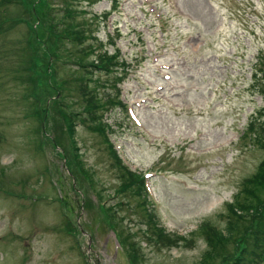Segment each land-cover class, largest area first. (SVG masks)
Wrapping results in <instances>:
<instances>
[{"label": "rangeland", "instance_id": "374dc122", "mask_svg": "<svg viewBox=\"0 0 264 264\" xmlns=\"http://www.w3.org/2000/svg\"><path fill=\"white\" fill-rule=\"evenodd\" d=\"M53 1L61 4V0ZM215 1L212 10L207 0H177V16L167 20L165 33L152 25L145 13H137L139 5L133 1L122 0L125 15L114 17L121 21L127 47L128 38L136 33L152 39L153 31L157 32L152 40L154 50L149 51L161 57L152 60L147 69L150 78L134 73L135 79L127 78L122 85L131 100L134 95L137 100L146 94L144 87L153 83L151 93L157 101H146L133 109L134 121L117 129L113 138L122 148L123 159L133 167L168 170L169 180L152 179L159 209L152 202L145 204L144 196L135 188L133 192L121 188L132 180L118 173L109 146L102 140L105 136L98 119L101 104L94 94V81L92 88L83 87V76L90 75L86 70L89 63L96 62V54L86 48L72 23L68 32L78 37L74 47L85 57L81 62L76 60L81 56L71 52L69 60L57 64L60 69L56 71L51 59L54 42L50 26L54 28V19H66L70 2H64L63 14L57 16L41 0L7 1L9 15L17 20L0 27V132L6 133L12 144L0 142V150L18 154V160L10 162L11 156L3 160L12 168L9 173L0 172V197L4 193H31L43 199L13 197L17 204L0 199V264H244L237 256L251 240L249 222L238 224L228 237L223 231L228 203L264 159L262 139L255 143L251 138L254 133L247 134L252 122L264 121V98L254 87L253 69L259 59L264 60V0ZM83 5L88 13L94 8L86 2ZM106 6L103 1L94 10ZM159 10L163 20L172 15L167 13V6L160 5ZM223 13L230 24H225ZM99 36L107 39L103 23ZM108 49H113L111 44ZM158 62L174 64L168 72L171 80L155 71ZM97 74L111 83L104 82L107 90H112L114 74ZM65 83L66 90L73 91H68L69 98H65L66 92L62 96L59 92ZM171 86H176L173 97L168 96ZM83 108L86 118L75 133L68 127L69 115ZM118 117L125 119L121 112ZM138 120L151 128L153 139H159L152 148L143 141L148 135L140 137ZM76 139L86 163L101 182L98 192L102 198L75 175L72 160ZM187 143L195 148L193 152L186 150ZM50 167L57 177L78 182L77 194L67 191L72 205L67 203L65 210L50 198L55 196L47 179ZM117 189L120 195L110 199ZM258 209L254 215L261 213ZM152 215L159 226L174 232L172 239L152 232ZM202 223L211 224L212 228H206L212 232L220 230L214 233L217 242L209 243L208 232L199 228ZM127 237L130 245L125 243ZM87 242L92 251L90 256H83L81 250L87 249ZM134 245L140 252L135 253ZM253 254L251 250L249 255ZM27 255L33 259L30 263Z\"/></svg>", "mask_w": 264, "mask_h": 264}, {"label": "trees", "instance_id": "16d2710c", "mask_svg": "<svg viewBox=\"0 0 264 264\" xmlns=\"http://www.w3.org/2000/svg\"><path fill=\"white\" fill-rule=\"evenodd\" d=\"M264 133H259V135ZM261 137H257L256 142L260 141ZM264 142V135L262 138ZM244 187L241 188L240 194L244 196L242 200H238V205L235 206V212L230 215V221L226 228V232L230 233L236 229L238 224L240 225L244 221L254 222L256 224L264 225V211L259 215H254V208H257L258 197L263 192L264 193V160L259 164L257 171L249 177L246 181L244 180ZM235 198V200H237ZM260 210V209H259ZM252 216V220L250 217ZM208 239L210 243L217 242L216 238L213 237V232L208 229Z\"/></svg>", "mask_w": 264, "mask_h": 264}]
</instances>
